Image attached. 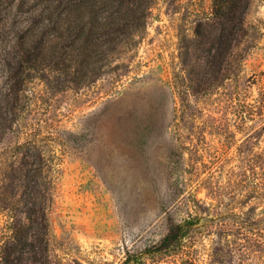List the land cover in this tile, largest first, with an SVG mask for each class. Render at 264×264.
<instances>
[{"label": "rangeland", "instance_id": "rangeland-1", "mask_svg": "<svg viewBox=\"0 0 264 264\" xmlns=\"http://www.w3.org/2000/svg\"><path fill=\"white\" fill-rule=\"evenodd\" d=\"M80 5L61 32L47 0H0V264H264V0L206 92L214 0ZM184 221L177 252L137 257Z\"/></svg>", "mask_w": 264, "mask_h": 264}, {"label": "trees", "instance_id": "trees-1", "mask_svg": "<svg viewBox=\"0 0 264 264\" xmlns=\"http://www.w3.org/2000/svg\"><path fill=\"white\" fill-rule=\"evenodd\" d=\"M251 0H214L213 18L208 20H200L195 28L194 42L197 44H209L208 47H202V51L206 57L203 70L198 72L202 75L198 77V81L194 82L195 90L206 92L208 86L215 83L217 79L223 73L227 75L228 67L233 59L234 48L237 47L248 35V29L246 24V14L249 8ZM47 0V8L50 11L55 10L61 15L72 16L73 20H69L68 24L62 29L61 32L71 31L76 28L78 24L79 13L83 12L79 8L80 0ZM60 8V9H59ZM60 11V12H59ZM72 13V14H71ZM101 26V22H98ZM85 24H82L84 27ZM120 25L113 26V28H101L96 31L98 38H104L112 35H116L118 32L123 33V30L119 28ZM52 29L59 30L58 23H54ZM64 34V33H63ZM114 37L113 39H115ZM102 41V40H101ZM101 44V42H97ZM76 47L77 41L75 39L69 40L67 44L63 46ZM39 52H42L39 49ZM189 59V58H188ZM192 70L196 71L197 63ZM209 68L213 69L210 79H205L204 73L209 74ZM31 180H28V184L32 186ZM36 197H33L30 206L27 209V218L30 222L39 225L42 229H46L47 222L46 216L43 212V208H37ZM39 210L41 214L39 213ZM190 221H184L174 227L170 233L162 240V242L155 248L149 247L140 252L137 257H147L158 254H172L177 252L183 245L187 236ZM35 235H37L35 233ZM131 258H126L122 264H130Z\"/></svg>", "mask_w": 264, "mask_h": 264}]
</instances>
